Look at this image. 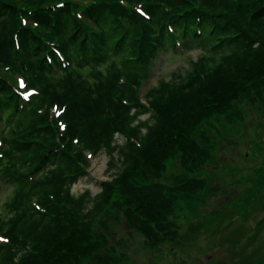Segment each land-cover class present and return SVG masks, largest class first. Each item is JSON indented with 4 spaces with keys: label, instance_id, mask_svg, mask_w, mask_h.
Listing matches in <instances>:
<instances>
[{
    "label": "trees",
    "instance_id": "1",
    "mask_svg": "<svg viewBox=\"0 0 264 264\" xmlns=\"http://www.w3.org/2000/svg\"><path fill=\"white\" fill-rule=\"evenodd\" d=\"M196 45L144 102L158 54ZM243 100L264 107V0H0V264H113L121 217L149 248L181 241L170 216L205 187L203 126ZM99 151L107 180L73 194Z\"/></svg>",
    "mask_w": 264,
    "mask_h": 264
},
{
    "label": "rangeland",
    "instance_id": "2",
    "mask_svg": "<svg viewBox=\"0 0 264 264\" xmlns=\"http://www.w3.org/2000/svg\"><path fill=\"white\" fill-rule=\"evenodd\" d=\"M201 50L197 45L162 50L148 68L140 89L142 100L145 102V93L159 81L189 68L190 60L196 59ZM12 78L18 84L21 81L19 76ZM237 108L241 115L235 119L220 116L211 120L212 126H203L209 137L206 143L210 156L198 174L206 179L205 187L190 199L179 201L170 216L183 239L149 248L144 237L121 217L111 227L112 235L105 246L118 258L113 264H264V107L243 100ZM122 141L117 137V143ZM1 143L4 146L3 140ZM86 154L88 175L72 186L75 195L84 189L96 194L100 182L108 178L109 156L104 151L94 156ZM178 172L179 162L168 161L162 182L169 183V175ZM11 188L0 184V216L5 214L3 203ZM191 223L201 225L193 237L188 233Z\"/></svg>",
    "mask_w": 264,
    "mask_h": 264
}]
</instances>
